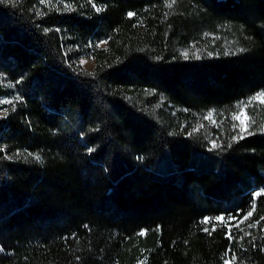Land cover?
<instances>
[{"label": "trees", "instance_id": "16d2710c", "mask_svg": "<svg viewBox=\"0 0 264 264\" xmlns=\"http://www.w3.org/2000/svg\"><path fill=\"white\" fill-rule=\"evenodd\" d=\"M169 2H0V264H264V0Z\"/></svg>", "mask_w": 264, "mask_h": 264}, {"label": "snow or ice", "instance_id": "6c2138e0", "mask_svg": "<svg viewBox=\"0 0 264 264\" xmlns=\"http://www.w3.org/2000/svg\"><path fill=\"white\" fill-rule=\"evenodd\" d=\"M0 2H7V3H14V0H0ZM40 2L41 3H44L45 2V0H40ZM89 2L91 3L92 2V0H89ZM176 3V0H170V2L169 3H167V7H169V8H171L172 6H173V4H175ZM66 7H71L70 5H66ZM93 7L95 8V10L97 11V12H100L102 9L101 8H99V7H97L95 4H93ZM39 14H41V13H38V15ZM127 15L129 16V17H132L133 15H135L134 13H132V12H129V13H127ZM237 52H242V51H246V49H242V48H238L237 50H236ZM226 55L228 54V53H225ZM184 55H185V58H187V53H184ZM81 63H83V61L81 62ZM261 98H264V93H259V94H257L256 96H253L251 99L252 100H256V99H261ZM262 102H264V99H262ZM0 103H4V101H0ZM6 114V113H5ZM208 116H211V112L208 114ZM207 118V117H206ZM238 118V117H237ZM262 127H264V126H262ZM249 135H252L253 133H251V132H249L248 133ZM243 137H241V139H242ZM232 139L233 140H236V137H232ZM213 143V147L214 148H219L220 147V145H218V144H216L215 142H212ZM229 147H231V145H229ZM94 149H92V148H88V152L89 153H91L92 151H93ZM29 155H32L31 153H29ZM35 159H37V160H39L40 159V157L39 156H35ZM262 194H264V193H262V192H257V193H255V196H260V195H262ZM255 207H256V205H255V203H253L252 204V209L253 210H255ZM252 214H253V212L252 211H249V212H247L244 216H243V218H242V220H241V223L244 221V220H248L251 216H252ZM216 221H223L224 220V217H222V216H217V217H215L214 218ZM229 220H231V219H235V217H229L228 218ZM261 220H264V217H261L260 218ZM209 222V218H207V217H205L202 221H201V223H203V224H207ZM260 223V221H255L254 223H249L248 224V227H255L256 226V224H259ZM213 231H215V227L213 226V229H212ZM203 231H205V232H209V229L208 228H204L203 229ZM139 235H144V232L143 231H141L140 233H139ZM245 235L247 236V235H249V233H245ZM228 238L231 240L232 239V236H231V231H229V233H228ZM254 247H255V245H253ZM261 250H264V248H262ZM231 252V250L229 249V250H227L226 251V253H225V255L227 256V255H229V253ZM236 259H238L237 257H236V255L233 253L232 255H231V260H236ZM224 264H230V260L229 259H225L224 260Z\"/></svg>", "mask_w": 264, "mask_h": 264}, {"label": "rangeland", "instance_id": "374dc122", "mask_svg": "<svg viewBox=\"0 0 264 264\" xmlns=\"http://www.w3.org/2000/svg\"><path fill=\"white\" fill-rule=\"evenodd\" d=\"M83 61V63H81ZM80 64H81V67H83L85 70L87 71H92L93 70V65H94V60L92 58H81L80 59ZM264 98H261L260 100H262ZM239 121L242 123L243 126H245V121H246V115L244 114L243 111L239 112L238 115H237ZM242 126V127H243ZM244 128V127H243ZM261 191V188H259L258 190L254 191V196H255V193L257 192H260ZM216 221V220H215ZM225 221V219L223 220Z\"/></svg>", "mask_w": 264, "mask_h": 264}]
</instances>
